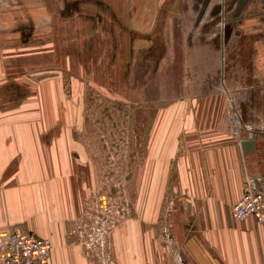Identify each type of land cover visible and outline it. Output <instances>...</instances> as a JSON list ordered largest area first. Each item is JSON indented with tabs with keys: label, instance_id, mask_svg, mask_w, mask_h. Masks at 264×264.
Returning <instances> with one entry per match:
<instances>
[{
	"label": "crops",
	"instance_id": "0c3cea01",
	"mask_svg": "<svg viewBox=\"0 0 264 264\" xmlns=\"http://www.w3.org/2000/svg\"><path fill=\"white\" fill-rule=\"evenodd\" d=\"M230 2L159 0V79L143 59L147 81L159 85V201L171 198L159 202V223L125 216L107 246L90 245L94 223L83 218L90 206L79 198L77 161H56L50 141L25 139L24 130H36L16 124L1 129L17 139L0 140V233L49 239L50 264H179V256L186 264H264V226L232 217L246 179H260L264 190V0ZM165 216L171 247L149 244Z\"/></svg>",
	"mask_w": 264,
	"mask_h": 264
},
{
	"label": "rangeland",
	"instance_id": "374dc122",
	"mask_svg": "<svg viewBox=\"0 0 264 264\" xmlns=\"http://www.w3.org/2000/svg\"><path fill=\"white\" fill-rule=\"evenodd\" d=\"M158 11L159 0H0V140L18 124L56 161H77L83 218L94 211L105 229L125 216L159 223V202L171 204L159 201V85L143 60L159 79ZM167 219L149 244L171 247Z\"/></svg>",
	"mask_w": 264,
	"mask_h": 264
},
{
	"label": "built area",
	"instance_id": "2783aa9c",
	"mask_svg": "<svg viewBox=\"0 0 264 264\" xmlns=\"http://www.w3.org/2000/svg\"><path fill=\"white\" fill-rule=\"evenodd\" d=\"M225 21L222 23V27ZM258 178H248L244 182L242 196L232 206L235 221L254 218L264 226V190L257 188ZM90 245L107 246V233L103 217L94 216ZM52 244L49 239L40 238L30 231L9 229L0 233V264H50ZM179 264H186L178 257ZM102 264H111L104 258Z\"/></svg>",
	"mask_w": 264,
	"mask_h": 264
},
{
	"label": "water",
	"instance_id": "95a60500",
	"mask_svg": "<svg viewBox=\"0 0 264 264\" xmlns=\"http://www.w3.org/2000/svg\"><path fill=\"white\" fill-rule=\"evenodd\" d=\"M242 147H243V151H248L250 149H252L253 147V141L250 139V140H246V141H243L242 143Z\"/></svg>",
	"mask_w": 264,
	"mask_h": 264
},
{
	"label": "bare ground",
	"instance_id": "6f19581e",
	"mask_svg": "<svg viewBox=\"0 0 264 264\" xmlns=\"http://www.w3.org/2000/svg\"><path fill=\"white\" fill-rule=\"evenodd\" d=\"M119 15V14H118Z\"/></svg>",
	"mask_w": 264,
	"mask_h": 264
}]
</instances>
